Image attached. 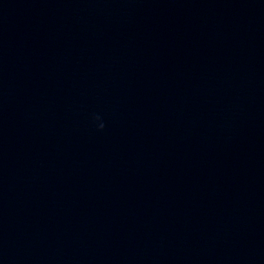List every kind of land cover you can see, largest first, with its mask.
Returning a JSON list of instances; mask_svg holds the SVG:
<instances>
[{"label":"clouds","instance_id":"1","mask_svg":"<svg viewBox=\"0 0 264 264\" xmlns=\"http://www.w3.org/2000/svg\"><path fill=\"white\" fill-rule=\"evenodd\" d=\"M101 127H102V125H101Z\"/></svg>","mask_w":264,"mask_h":264}]
</instances>
